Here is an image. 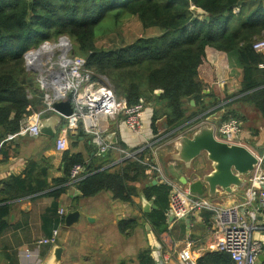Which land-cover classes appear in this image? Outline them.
Returning <instances> with one entry per match:
<instances>
[{
  "label": "trees",
  "instance_id": "16d2710c",
  "mask_svg": "<svg viewBox=\"0 0 264 264\" xmlns=\"http://www.w3.org/2000/svg\"><path fill=\"white\" fill-rule=\"evenodd\" d=\"M111 12L117 25L125 17L137 16L144 28H159V33L138 37L118 48L97 46V27ZM61 35L72 40L73 53L86 59L87 68L108 78L118 98H124L129 105L142 101L152 105L151 128L158 138L237 95L241 96L218 107L217 110L227 108L223 120H244L243 114L233 108L241 101L253 104L264 121V66L260 67L264 51L253 48L254 41L264 38V0H0V143L19 133L25 117L36 116L45 106V93L36 82V74L27 69L24 53ZM207 46L225 52L236 50L243 66L242 89L224 100L214 93H203L217 80L216 69L206 55ZM207 96L212 98L209 103L205 102ZM187 99H195L199 106L190 115ZM149 150L150 147L145 149ZM145 151L138 159H126L113 169L104 168L103 155L87 161L67 146L62 157L64 175L53 177L52 183L48 182V166L29 160L24 176H11L2 182L0 233L8 226L13 201L49 194L56 204L67 191L70 170L76 163L85 166L84 177L73 183L81 197L110 190L114 198L133 200L137 194L135 183L151 175L150 167L144 163ZM3 152L6 156L9 149ZM262 165L264 169V154ZM145 192L147 199L155 195L158 201L163 199L168 204L167 183L145 187ZM166 209L167 205L159 203L147 214L158 235L167 229ZM129 224L130 221H121L120 228ZM139 260L140 264H156L150 249L141 251ZM198 264L234 261L228 252L214 251Z\"/></svg>",
  "mask_w": 264,
  "mask_h": 264
},
{
  "label": "crops",
  "instance_id": "0c3cea01",
  "mask_svg": "<svg viewBox=\"0 0 264 264\" xmlns=\"http://www.w3.org/2000/svg\"><path fill=\"white\" fill-rule=\"evenodd\" d=\"M239 8L237 6V11ZM206 55L216 69L217 80L212 88H205L203 93L207 95L214 93L222 100L227 95L237 94L242 89L243 80V66L237 51L225 52L207 46ZM53 92L54 90L51 88L49 90L50 95L53 96ZM240 96L237 95L223 101L204 112L203 115L210 121V124L219 123L223 120L222 117L227 108L217 110L218 107L238 99ZM191 100L187 99L186 101L189 115L199 109L196 101L193 105ZM210 101H212L211 96H207L205 102L209 103ZM142 102L144 103V101ZM146 104L144 103L141 125L137 132L128 128L123 114L116 118L102 116L100 129L105 138L108 140L114 135L117 140L116 145L120 147L124 145L126 150H134L148 145L150 150H144L145 161L158 164L163 175L177 183L180 182L182 176L192 179L193 173L198 169L203 168L205 173L213 171L212 162L208 159L206 152L194 159L190 166L176 158L175 142L180 133L157 145L150 146L149 144L157 140L158 137L153 134L151 128L153 107L151 104ZM44 108L42 106L38 114ZM233 108L243 114L244 120L249 121L248 126L241 127L240 142L255 150L259 156H263L264 121L260 112L253 104L241 101L236 102ZM254 111L259 112L261 119L259 128H255L250 124V119H247ZM54 113L51 111L47 116ZM35 118L34 116H27L24 121L35 122ZM244 120L241 121L243 125ZM64 124L65 119L63 118L58 127L57 135L54 137L41 133L31 135L28 132H19L9 135L1 141L0 189L2 182L11 176H24L23 173L29 160L38 163L41 161L40 164L48 166L50 174L48 182L50 183H52L53 177L64 175L62 157L65 149L58 150L56 147L57 137ZM164 127L166 128L165 124ZM159 139L161 138L159 137ZM4 141H6L5 144ZM67 146L73 152L82 154L87 161L98 155H103L106 157L104 168H118L121 163L128 159L125 158V153L119 150L112 149L105 153L99 152L97 144L92 141L89 135L80 136L79 132L76 131L68 133ZM3 149L7 152L9 149L8 155L5 156ZM38 167L40 168V166ZM150 170L151 175L135 183L137 194L132 196L133 200L131 201L114 198L110 190H102L94 196L81 197L77 185L71 182L67 184V191L59 197L56 204L54 196L49 194L29 195L13 201L8 226L0 233V264H10L11 261L26 264L25 254L27 252H33L36 255L34 262L47 264L53 254V245H44L39 250H35V241L41 237L53 236L56 237V244L63 248L59 264H140L139 253L145 249H150L156 264H177L178 253L186 244L190 246L197 261L209 252L218 251L212 235L214 224L212 211L203 209L197 214H188L179 218L172 217L169 213V197L168 204H165L163 199L158 201L155 195L148 199H151L152 205L156 207H152L149 212L143 210V199L144 196H147L145 187L150 186L148 183L155 178H159L155 169L150 168ZM249 178L250 176L247 185L237 189L236 193L227 194L219 189L215 197H211L207 193L203 196L209 197L219 204L245 202L249 190ZM160 183L165 182L159 179L157 184ZM159 203L167 205V229L160 235L153 230L147 216L153 209L159 207ZM74 206L76 208H73ZM61 209L64 210V213H61ZM75 209L81 212L80 221L68 226L65 223V216L69 211ZM243 210L247 215L257 213L255 224L260 228L254 234L264 243L263 211L258 210L257 205H245ZM125 220L130 221V224L121 229L120 222ZM56 230L57 234H55ZM257 264H264V250Z\"/></svg>",
  "mask_w": 264,
  "mask_h": 264
},
{
  "label": "built area",
  "instance_id": "2783aa9c",
  "mask_svg": "<svg viewBox=\"0 0 264 264\" xmlns=\"http://www.w3.org/2000/svg\"><path fill=\"white\" fill-rule=\"evenodd\" d=\"M37 47L40 48L37 49ZM37 47L28 49L29 52L25 55V59L27 69L36 73V82L45 93L46 105L42 112L53 111L50 102L53 96L49 93L51 88L63 97H66L68 92H72L74 110L70 116L64 117L65 124L56 140L57 149L64 150L67 147L69 132H78L79 129H83L97 144L99 152L105 153L114 149L125 153V158L138 159L140 153L148 145L134 150H126L116 144H111L101 132L100 118L101 116L116 118L123 114L128 128L137 132L141 125L144 103L129 105L124 98H118L110 90L107 78L95 74L86 67L85 58L73 53V43L67 35H61L57 40L44 41ZM44 47H48V51L40 57L41 61L31 58L33 51H39ZM253 48L263 52L264 38L254 41ZM260 66H264V64H260ZM38 115L34 116L36 117L35 122L23 121L19 132L39 135L40 119ZM203 125H214L216 136L220 140L228 143H241L239 135L242 123L237 118L210 124V121L201 115L185 125L179 135L191 134ZM161 139L158 138L149 145L153 146ZM260 158L261 164L250 175L249 190L245 202L231 204H219L209 197L193 193L188 186L174 182L164 176L160 167L155 163L148 161H144V163L155 169L159 176H163V181L170 186L169 213L172 217L179 218L188 214H197L203 209L212 211L214 213L212 235L216 249L228 252L234 264H257L264 250L263 241L254 234L260 228L255 224L257 213L247 215L243 207L245 205H257L258 210L264 213L263 156ZM84 171L85 166L83 164H74L70 170L71 182L75 183L82 179ZM61 213H64L63 209H61ZM55 234H57V230ZM54 244H56L55 236L41 237L35 241V250H39L44 245ZM35 257L33 252H27L25 254L26 264H38L34 262ZM177 264H198L189 245L186 244L179 251Z\"/></svg>",
  "mask_w": 264,
  "mask_h": 264
},
{
  "label": "water",
  "instance_id": "95a60500",
  "mask_svg": "<svg viewBox=\"0 0 264 264\" xmlns=\"http://www.w3.org/2000/svg\"><path fill=\"white\" fill-rule=\"evenodd\" d=\"M194 9L200 13L203 12L201 8L194 7ZM28 52L26 51L24 56ZM50 102L55 113L51 116H47L48 112H42L38 115L40 119L39 131L43 135L54 137L57 135L62 119L73 113L72 92H68L67 96L63 97L55 91ZM191 103L194 105L195 100L192 99ZM187 124L171 130L168 135H177ZM165 126L167 127V124ZM78 132L80 136L85 135L83 129H79ZM108 140L111 144H117L114 135ZM175 146L177 148L176 158L188 166L192 164L194 159L201 156L203 152H206L208 159L212 162L213 171L205 173L203 168H201L193 173L192 179L182 176L179 180V184L188 186L193 193L199 195L207 193L209 196L215 197L219 189L227 194L236 193L237 189L247 185L248 177L261 164L260 156L250 147L242 143H228L218 139L214 125H203L191 134L180 135L175 142ZM159 179L163 180V176L155 178L148 185L157 184ZM143 200V210L145 212H149L152 207H156L145 196ZM80 216L81 212L78 209L69 211L65 216L66 225L71 226L79 222ZM62 253L63 248L54 244L52 257L47 264H59Z\"/></svg>",
  "mask_w": 264,
  "mask_h": 264
},
{
  "label": "rangeland",
  "instance_id": "374dc122",
  "mask_svg": "<svg viewBox=\"0 0 264 264\" xmlns=\"http://www.w3.org/2000/svg\"><path fill=\"white\" fill-rule=\"evenodd\" d=\"M114 17L115 16L113 12L109 13L106 19L103 21V23L97 27V33H98L97 46L104 48H118L122 45H125L135 40L138 37L149 36L159 33V28H155V27L144 28L137 16L125 17V19L120 21L119 25L114 23L113 21ZM73 51H74V44H73ZM77 56L84 58L81 55H77ZM107 83L109 85L110 90L115 94V92L112 89V86L110 85L108 78H107ZM247 119H250V124H252L255 128H259V126H261V119L258 111H254L250 115V117L248 116ZM248 122L249 121L244 120L243 121L244 125L242 124V126L243 127L248 126L249 125ZM167 136L168 135L166 134L165 136L163 135L161 138L165 140V137L167 138ZM157 166L159 165L157 164Z\"/></svg>",
  "mask_w": 264,
  "mask_h": 264
},
{
  "label": "bare ground",
  "instance_id": "6f19581e",
  "mask_svg": "<svg viewBox=\"0 0 264 264\" xmlns=\"http://www.w3.org/2000/svg\"><path fill=\"white\" fill-rule=\"evenodd\" d=\"M47 51H48V47L41 48L39 51L38 50L33 51L31 53V56H32L31 58H33L36 61H41L40 57L45 55Z\"/></svg>",
  "mask_w": 264,
  "mask_h": 264
}]
</instances>
